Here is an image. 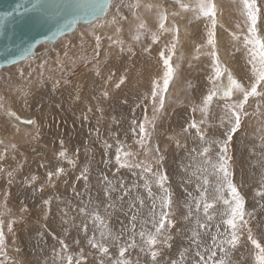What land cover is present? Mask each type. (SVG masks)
Here are the masks:
<instances>
[{
  "label": "rangeland",
  "instance_id": "1",
  "mask_svg": "<svg viewBox=\"0 0 264 264\" xmlns=\"http://www.w3.org/2000/svg\"><path fill=\"white\" fill-rule=\"evenodd\" d=\"M146 1L129 0L128 3V0H111L104 17L101 19H104L106 16L112 18L109 22L112 28V36L107 35L108 33L104 31L102 33L105 35H102L98 31L104 24L102 23L103 21L99 23V19L91 23V25L90 23L87 24L89 27L86 24L78 23L71 33L59 37L55 42L46 43L45 46L43 44L36 46L34 49L36 54L34 59H25L17 64L1 69L0 77H4H1V80L3 78L2 81L0 80V186L4 185L3 188L5 189L0 187V191L2 192V194L0 193V232L3 233V243L0 244V264H27V262L30 264V259L32 258L33 264H50L52 260H55V262H51V264H58L59 262V264H68V256L73 258V264H75L77 260L80 261V264H85L88 260V264H99V261L102 260L101 262H104L105 259L111 257H116L118 261L121 259H128L129 261L131 259L129 261L130 264H144L146 259L148 262L146 261L145 264H158V262L161 264H172L173 261L177 262L178 260L177 264H198V262L199 264H204V261H207V264H214V262L215 264H219L221 261H223L224 264H228L230 252L239 251L247 253L246 257H240V260L244 258L242 259L243 261L237 260L239 264H255L254 257L256 249L251 244V241L248 240V235L250 230L253 238L264 246V215L262 214H260V220L258 222L248 227L243 221L245 216L243 220H237L238 227L236 232L239 237V242L235 247L226 243L227 240L231 239V232L233 231L228 225L226 228L222 229L210 225L200 230V232L197 230L199 233L197 238L194 236L189 238L187 236L188 232L179 228L180 225L177 224L178 220L175 219V216L170 214V212L168 213V219L171 220L172 223L168 225L166 221L167 229L165 228L162 230L161 234L157 235L158 243L151 247H148L149 245L146 243L147 234H155V228L151 226L153 218L155 217L158 221L160 219V213L166 212V208H162L164 199H162L163 201L157 200L154 202L147 199L145 201L146 207L144 211L148 221H146V219H138L136 212L143 197L141 193L145 194V190L141 189L140 192L136 190V187L137 189H139L140 185L141 187L143 185V187H145V183L140 179L142 176L140 177L138 174V176H135V174L138 173L140 169L144 171L146 166L151 167V172L144 171L147 175L146 178H152L154 191H163V198H168L170 195L159 186L153 174V170L161 168L160 170L163 172L165 166L174 164L175 160L174 162L173 159L170 160L173 158V154L181 156L182 159H187L188 156L183 152H181L182 156L179 154V151L173 150L177 148L185 151L189 148L188 153L198 156L199 159L201 158V161L199 159L198 162L193 159L183 161H185L184 163L189 161L193 166L200 164L205 167L206 170L205 168L204 170L206 172L203 170V176L198 177V181H202L205 176L207 184L204 182H197V185L193 184L192 186L188 183L185 195L193 199L194 205L196 200L200 201L201 207H203L205 202L209 203L213 190L219 181V179L216 180V175L221 173L218 171V168L212 167L209 169V166L215 162V165H219L221 162L220 156L224 155L221 149L225 146L224 141L227 140L226 133L234 124V117L227 106L233 105L243 98L241 96L242 94L240 95V93H237L235 90L233 92L236 93H233V96L227 98L223 96L222 90L224 88L222 87L228 84L229 76L223 71H225L224 69L227 65L233 68L237 75V81L243 84L245 88H250V84L254 79L251 72L252 65L249 63L250 55L248 48L246 50L244 44L240 45L237 39L230 41L228 39L229 36L226 35L228 34L226 32L227 29L230 30L234 28L233 30L235 31H230L236 34L240 33L239 39L244 43V37L248 34L246 17L242 14L240 0H212L216 10L215 26L217 27L214 29L212 26V18L205 17L200 13L199 0H180V4L187 5V8H182L175 0ZM131 2L133 5L130 4ZM147 3H151L149 10L152 8L150 11L156 19L153 17L155 22L149 23V26H144V19L141 20L137 18L136 15L139 16L141 13V16H144L147 13ZM134 4L137 6L136 9ZM174 5H177V7ZM256 5L259 9L257 34L264 39V0H256ZM138 10L140 13H138ZM164 16L165 18L162 19ZM217 16L220 17L221 20H219L222 23L219 24V22H217L216 19L219 18ZM129 19H131L130 21L134 22V24H132L131 28L127 29L130 23L128 21ZM161 22H163V28L160 27ZM166 24H168L167 28L165 26ZM183 24L186 27V33L183 32ZM141 25H143V27H141ZM222 25L226 26L227 29ZM77 31H80V33L84 31L85 35H78L79 33ZM210 31L214 33V41L216 38L217 40L221 39L222 45H219V53L221 54L219 56L222 62L211 54L209 56L208 53L201 55L199 59H195L191 56L192 59L190 60L191 57L189 54H191V52L202 47L204 43L205 47L210 45L208 43ZM147 32L149 35L145 34ZM183 35L187 38L185 39ZM224 38L226 41H224ZM173 45L176 46L174 50H172ZM242 45L243 47L239 48ZM56 51L60 53V57ZM221 51L226 53H222ZM161 52L165 54V57L171 56L169 62L173 67L172 78L169 80L167 89L162 92V107H160L159 96H157L155 100L152 97L154 85H159L157 91L163 89V73L165 69L163 59L160 55ZM183 53L184 55H182ZM51 54L58 58L52 59V63L49 65V67L51 66L50 68L46 66L44 67L45 70L42 67H38V65H31L35 59L38 60V58H41L43 60L48 56H52ZM175 54L176 57H178V61L176 60ZM180 54L181 56H179ZM179 61L180 63L178 64ZM217 66H219L220 71H222L219 78L215 77ZM26 68L27 70H25ZM8 70L9 74H6ZM48 70H51V72L48 73ZM55 71L59 73V77ZM44 74H49V76L43 77L42 75ZM121 81L123 82L121 83ZM213 89L217 90V94L213 96L212 101L208 105H205L204 100ZM62 90H66L64 93L65 95H62ZM262 90H264V82L257 88L258 92ZM119 93L123 95V98H120L118 95L116 96V94ZM237 94L238 98L235 96ZM10 104H15L16 108L10 109L7 106ZM261 109L263 111H261ZM99 115L104 116L101 125H106L107 119L108 122H111V125L109 127L106 126L105 130L113 129L112 131H103L104 133H100L101 131H99V133L96 132V126L100 124L97 122V120H99ZM240 115V127L236 132L232 133L231 141L233 140L235 142L239 139L238 144H240V146L246 143V152L249 155L253 154L254 149H258L259 147L264 150V95L249 97ZM258 115H260L261 118ZM16 117L19 119L22 117L26 121L23 119L19 121ZM259 119L263 124L261 127L259 126ZM193 122L198 125L199 132H197L196 128L190 127ZM140 124H144L145 133L147 135L140 133ZM68 125L69 131L64 130L63 133L62 131L60 132L61 129H65V126L67 127ZM23 127L26 129L23 130ZM58 132L61 135L60 139L63 140L66 146H69L65 151L63 145L59 147V143L56 144L57 142L55 143V139L52 140V138H56L59 134ZM64 133L66 135L62 136ZM42 134L44 138H42ZM201 135L204 140L205 137L208 140L210 139L207 144L199 140L201 139ZM42 139H44L43 143L41 141ZM141 140H143V144ZM197 140H199L202 145H199L197 148L196 146H191V148L189 143ZM231 141L227 143L226 156L230 158L227 161V167L231 174L230 179L232 184L243 198L244 205L245 201L249 199L257 200V198L263 204L264 161H259L256 164L250 163L248 166V171L250 172L249 179H239L236 173V155L232 147L234 142H232L231 146ZM76 143L77 145L75 146ZM149 143L152 144L150 145ZM48 144L51 149L53 147L56 148V150H50V148L47 147ZM152 145L155 146L153 147ZM12 146H14V148ZM44 146L45 148L47 147L48 151L46 150L45 153L48 154L50 158L55 157L63 162L72 161L71 156L78 157V154H81L83 156H88V158L98 156L100 161L117 163V155H119L120 163L118 164L128 165L123 167V173H125V170L127 171L126 177L130 178L132 182L133 180L136 182H133L134 186L139 184L133 187V190L128 194L130 195L128 196V200L131 198L130 200L132 201V209L126 208L128 205L126 204L125 196L127 187L123 186L122 189V185L120 186L119 192L113 191L116 194L109 196L110 198L112 197L111 199H107L105 196H96L94 202L88 197L79 198L72 196L70 197L71 199H67V207L73 209V216L71 219H66L67 221L74 222L75 225L72 227L67 223L69 229L67 227L65 228V239L56 235L49 228L52 224H49L50 221L48 223L43 215L47 216L51 214L52 208H47L51 203L54 202L52 213L59 207H55V205H60V202L64 203L65 200H62L63 197L59 196L60 194L58 195V193L63 194V192L74 190L71 188V183H69L68 180L55 178L56 173H51V171L45 172L44 169V171H40L42 170L40 169V163L38 166L36 165V163H38L39 154L34 151L37 147ZM61 148L64 153L63 156L57 152ZM107 148L110 155L107 154V156L104 157V155L97 153L98 150ZM205 148H207L209 152L204 156L199 155ZM155 150L158 153H156ZM126 153H128V155H125ZM255 154L257 153L255 152ZM100 156L105 159L100 158ZM213 157L216 158L214 159ZM210 159H213V161H209ZM168 160H170L169 164ZM22 161L23 163H21ZM153 165L157 167L153 169ZM16 167L18 171L17 169L15 170ZM33 170H35V172ZM196 172H198V170H196ZM21 173H25L26 175ZM50 173L52 174L51 177L49 176ZM133 174L134 177L132 176ZM14 178L16 179L17 190H15L16 188L12 189L11 185ZM173 180L174 177L170 179L167 177V180L164 182V188L170 189L166 183L170 181L173 182ZM140 181H142L143 184H141ZM33 182L34 184H32ZM172 182H170V184ZM222 183L223 187L227 190L228 200L234 205L230 190L223 179L220 184ZM32 187L34 188L32 189ZM27 189L28 191H34H32V193L31 191L25 193ZM201 191L204 192L203 196L201 195ZM19 193L20 196L18 198ZM46 201L47 203H45ZM82 201L88 203L85 204ZM148 202L150 204H147ZM95 204L98 206L97 209H94ZM82 208L84 209V212H82L83 214L80 211ZM172 209L173 208H171V210ZM213 209L212 207L210 215L213 218L219 217V213H216ZM262 211H264L263 206H261L259 212L262 213ZM96 215H99L100 219L102 221L104 220L105 224H101L99 220H96ZM133 215L136 216L139 223L137 220L134 222L131 220ZM188 216L190 218L192 217V215ZM205 217L207 216L205 215ZM107 221H109V223ZM225 221L224 219L221 223ZM132 223H135L138 228L135 227V229H133ZM61 224L55 225L54 227L60 229L62 228ZM85 226L87 227L86 231ZM187 228L189 229V227ZM142 229L146 230L145 239L138 236V233ZM40 230L43 236H41ZM206 231H208L207 235ZM190 232L193 235V230ZM101 233H104L103 237L100 235ZM25 234L29 237L26 242L23 236ZM97 235H100V238H102L100 239ZM93 237L96 241L108 247V255L100 253L98 249H94L88 244V240ZM168 237H170V239H168ZM213 237L216 238L215 243H213ZM41 238L46 239V241L42 243ZM120 238H127L129 242L122 243V241L119 240ZM132 238H136V247L128 248L129 250L125 252V256L121 258L118 248L121 246L127 247V245L132 242ZM194 238L199 240V246H197L196 243H192V239ZM112 239H115L114 242H107ZM137 239H139V241ZM61 240L64 242V245H67V249L60 243ZM77 241H79V243H77ZM158 248H161V251ZM166 250L171 253H167L169 254V258L166 260L167 262H164L162 257ZM151 251L158 252L155 260L150 257ZM197 251L200 253V256L204 257V261H201L200 256L194 253ZM160 252L163 253V255H161ZM212 252H215L216 255L209 259ZM39 256L41 258H39ZM171 256H173V258ZM176 256L179 259L176 258ZM90 257L93 258L91 259ZM57 258H59V262ZM132 258H135V260ZM184 259L185 261H183ZM170 260H172V262ZM237 262L236 264H238Z\"/></svg>",
  "mask_w": 264,
  "mask_h": 264
},
{
  "label": "bare ground",
  "instance_id": "2",
  "mask_svg": "<svg viewBox=\"0 0 264 264\" xmlns=\"http://www.w3.org/2000/svg\"><path fill=\"white\" fill-rule=\"evenodd\" d=\"M117 1H119V0H117ZM134 1V0H133ZM136 1V0H135ZM141 1V0H140ZM146 1V0H145ZM148 1V0H147ZM146 1V2H147ZM173 1V0H172ZM176 1V0H175ZM187 1V0H186ZM200 1V0H199ZM198 1V2H199ZM217 1V0H216ZM215 1V2H216ZM127 2V1H126ZM144 2V1H143ZM154 2H157V1H154ZM169 2V1H168ZM183 2V1H182ZM181 2V3H182ZM194 2V1H193ZM259 2V1H258ZM258 2H257V4H258ZM116 3V2H115ZM128 3H129V0H128ZM139 3V2H138ZM185 3V2H184ZM197 3V2H196ZM216 3H218V2H216ZM215 3V4H216ZM241 3V2H240ZM130 4H132V2L130 3ZM143 4H145V3H143ZM148 4V3H147ZM151 4V3H150ZM150 4H148L147 5V7H148V9H147V13L143 16H141V13L139 12V10H138V13H140V15L139 16H137L136 14V17L137 18H140L141 20H143L144 19V21H145V25L144 26H149V23H151V22H155V20H153V17L155 18V16L153 15V13H151V9L149 10V8H150ZM161 4V3H160ZM171 4V3H170ZM191 4H193V3H191ZM219 4H220V2H219ZM259 4H261V3H259ZM133 5V4H132ZM135 6V9H136V4H134ZM168 5H169V3H168ZM197 5V4H196ZM195 5V6H196ZM131 6V5H130ZM174 6H176L177 7V5H174ZM216 6H217V4H216ZM220 6H221V4H220ZM141 7V6H140ZM146 7V6H145ZM188 7H190V6H188ZM198 7V6H197ZM222 7V6H221ZM142 8V7H141ZM158 8V7H157ZM162 8V7H161ZM168 8V7H167ZM220 8V7H219ZM238 8V7H237ZM160 9V8H159ZM216 9H217V7H216ZM154 10V9H153ZM161 10V9H160ZM240 10V9H239ZM263 10V9H262ZM133 11L135 12V10L133 9ZM143 11V10H142ZM141 11V12H142ZM163 11V10H162ZM169 11V10H168ZM216 11V10H215ZM220 11V10H219ZM218 11V12H219ZM157 12V11H156ZM177 12V11H176ZM221 12V11H220ZM133 13V12H132ZM137 13V12H136ZM165 13V12H164ZM159 14H161V13H159ZM158 14V15H159ZM168 14V13H167ZM171 14V13H170ZM219 14V13H218ZM169 15V14H168ZM168 15H167V17H168ZM172 15V14H171ZM220 15V14H219ZM222 16V15H221ZM238 16H239V14H238ZM165 17V16H164ZM217 17H219V16H217ZM160 18V17H159ZM173 18V17H172ZM156 19V18H155ZM220 17L218 18V19H216L217 20V22H219V24L220 23H222V22H220ZM98 20V19H97ZM97 20H95V21H93V22H90V25H91V23H94V22H96ZM112 20V18L111 17H105L104 19H99V23H101L102 21V23H104L103 24V26H102V28H100V29H98V31L102 34V35H105L104 33H102L103 31L104 32H106V33H108L107 35H110V36H112V32H111V30H112V28H111V26H110V21ZM131 19H129L128 21L130 22L129 23V27H127V29L128 28H131L132 27V24H134V22H131L130 21ZM173 20H174V18H173ZM167 21V20H166ZM224 21V20H223ZM174 22H175V20H174ZM225 22V21H224ZM223 22V23H224ZM239 22H241V21H239ZM161 23H163V22H161ZM87 24H89V23H87ZM86 24V25H87ZM155 24V23H154ZM154 24H153V26H154ZM171 24V23H170ZM179 24H182V23H179ZM218 24V25H219ZM99 25V24H98ZM97 25V26H98ZM105 25V26H104ZM167 25L168 24H166L165 26H166V28H167ZM224 25V24H223ZM222 25V26H223ZM229 25V24H228ZM239 25H240V23H239ZM88 26V25H87ZM100 26V25H99ZM153 26H152V28H153ZM156 26V25H155ZM89 27V26H88ZM134 27H135V25H134ZM180 27V26H179ZM215 27H217V26H215ZM224 28H226V26H223ZM104 28V29H103ZM160 28V27H159ZM182 28H183V32H185V25L183 24L182 25ZM227 29V28H226ZM225 29V30H226ZM234 29V28H233ZM233 29H230V30H232V31H235V30H233ZM236 29V28H235ZM238 29V28H237ZM145 30V29H144ZM147 30V29H146ZM224 30V29H223ZM230 30H228L227 29V33L228 34H226V35H228L229 37H228V39L230 40V41H234V40H239V42H240V45L241 44H244L243 43V41L241 40V39H239V32H237V33H239V34H236V33H234V32H232V31H230ZM124 31V30H123ZM149 31V30H148ZM154 31V30H153ZM181 31H182V29H181ZM240 31V30H239ZM79 34L78 35H85V32L83 31H81V33H80V31H77ZM118 32V31H117ZM145 32V31H144ZM193 32V31H192ZM71 33V32H70ZM119 33V32H118ZM151 33V32H150ZM182 33V32H181ZM186 33V32H185ZM145 34H147V35H149L148 34V32L147 33H145ZM164 34V33H163ZM179 34V33H178ZM152 35V34H151ZM76 36V35H75ZM184 37H185V35H183ZM202 37V36H201ZM238 37V38H237ZM178 38V37H177ZM187 37H185V39H186ZM219 38V37H218ZM176 39V38H175ZM183 39V38H182ZM201 40H203L202 38H200ZM220 39V38H219ZM223 39V38H222ZM178 40V39H177ZM181 40V39H180ZM221 40V39H220ZM220 40H217V38L215 39V43L216 44H214V46L212 45V44H210V45H206L207 47H205L204 46V44H203V46L202 47H200L199 49L197 48V49H195L193 52H191V54H189L190 55V57L191 56H193V58H195V59H199L200 58V56L201 55H203V54H205V53H208V55L210 56V54L211 55H213V56H215V57H217V59H219V61H221L222 62V60H220L221 58H220V54L221 53H219V49H220V47H219V45H222V43H221V41ZM182 41V40H181ZM224 41H226L225 40V38H224ZM144 42V41H143ZM46 43L47 42H43V43H41V44H43L44 46L46 45ZM179 43H180V41H179ZM229 44V43H228ZM239 44V43H238ZM40 45V44H39ZM177 45V44H176ZM226 45V44H225ZM224 45V46H225ZM178 46V45H177ZM200 46V45H199ZM223 46V47H224ZM230 46V45H229ZM245 46V45H244ZM153 47V46H152ZM154 47H155V45H154ZM176 47V46H175ZM179 47V46H178ZM239 47V46H238ZM241 47H243V45L242 46H240L239 48H241ZM180 49V48H179ZM183 50H185V49H183ZM198 50V51H197ZM225 50V49H224ZM246 50H247V47H246ZM246 50H244V51H246ZM59 51V50H58ZM228 51V50H227ZM49 52V51H48ZM57 52V51H56ZM60 52V51H59ZM59 52H57L58 53V56L60 55V53ZM178 53H180L179 51H177ZM183 52V51H182ZM185 52V51H184ZM222 52V51H221ZM56 53V54H57ZM158 53V52H157ZM222 53H226V52H222ZM36 55V54H35ZM52 55V54H51ZM55 55V54H54ZM182 55H184V53L182 54ZM223 55H225V54H223ZM222 55V56H223ZM229 55V54H228ZM179 56H181V54L179 55ZM209 56H208V58H209ZM230 56H232V55H230ZM56 56H48V57H46V58H44L43 60L41 59H39L38 58V60H36L35 59V61H33V63L31 64V65H33V66H36V65H38V67H42V68H44V67H46V66H48L49 67V65L52 63V59L54 58V59H57L58 57H56ZM60 57V56H59ZM175 57H176V54H175ZM35 57H33V59H34ZM37 58V57H36ZM177 58L178 57H176V60H177ZM206 58H207V56H206ZM226 58V57H225ZM27 59H29V58H27ZM26 59V60H27ZM32 59V58H31ZM175 59V58H174ZM192 59V57L190 58V60ZM210 59V58H209ZM240 59V58H239ZM180 60H181V58H180ZM227 60V59H226ZM178 61V60H177ZM224 61V60H223ZM231 61V60H230ZM227 62V61H226ZM180 63V61L178 62V64ZM219 63V62H218ZM224 63V62H223ZM237 63V62H236ZM236 63H233L234 65H237ZM17 64V63H16ZM225 64V63H224ZM228 64V63H227ZM181 65V64H180ZM11 66V65H10ZM219 66H220V64H219ZM9 67V66H8ZM51 67V66H50ZM49 67V68H50ZM222 67H223V64H222ZM226 68L224 69L225 71H223L225 74H230L231 76H232V78L233 79H235L236 81H237V75H236V72L233 70V68H231L229 65H227V66H225ZM235 67V66H234ZM45 69V68H44ZM5 70V69H4ZM4 70H3V72H4ZM22 70V69H21ZM25 70H27V68L25 69ZM24 70V71H25ZM29 70V69H28ZM42 70V69H41ZM46 70V69H45ZM6 71V70H5ZM0 72H1V70H0ZM51 72V70H48V73H50ZM222 72V71H221ZM5 73V72H4ZM29 73V72H28ZM47 73V72H46ZM55 73L57 74V76L59 77V73L57 72V71H55ZM6 74H9V70H8V73H6ZM2 75V74H1ZM5 75V74H4ZM10 76V75H9ZM43 77H47V76H49V74L48 75H42ZM1 77H4V76H1ZM1 77H0V80H1ZM6 77V76H5ZM216 77V76H215ZM227 78V77H226ZM6 79V78H5ZM64 79V78H63ZM2 80H3V78H2ZM1 80V81H2ZM7 80V79H6ZM5 81V80H4ZM222 84V83H221ZM224 84V83H223ZM225 86V85H224ZM222 88H224V87H222ZM65 91L66 90H62V95H65L64 93H65ZM221 91V90H220ZM234 91V90H233ZM219 92V91H218ZM68 93H70V92H68ZM67 93V94H68ZM233 93H236V92H233ZM238 93V92H237ZM119 96L120 98H123V95L121 94V93H119V94H116V96ZM241 95V94H240ZM233 96V95H232ZM236 97L238 96V94L237 95H235ZM242 96V95H241ZM220 98H222V97H220ZM238 98V97H237ZM62 99V98H61ZM106 104V103H105ZM112 104H114V103H112ZM12 107H11V106ZM10 105H7L10 109L11 108H16V105L15 104H10ZM104 106V105H103ZM106 106V105H105ZM3 108V107H2ZM116 109V108H115ZM176 110V109H175ZM174 110V111H175ZM4 111V110H3ZM7 111V110H6ZM5 111V112H6ZM12 111V110H11ZM14 111V110H13ZM261 111H263L262 109H261ZM15 112V111H14ZM160 112V111H159ZM158 112V113H159ZM177 112V111H176ZM9 113V112H8ZM7 113V114H8ZM31 114V113H30ZM10 115V114H9ZM18 115V114H17ZM160 115H161V113H160ZM12 116V115H11ZM258 116H260V115H258ZM13 117V116H12ZM18 117V116H17ZM16 117V118H17ZM26 117V116H25ZM113 117V116H112ZM15 118V119H16ZM171 118V117H170ZM259 118V117H258ZM258 118H256V119H258ZM260 118H261V116H260ZM12 119V118H11ZM20 119H23L22 117L20 118ZM19 118H17V120H19V121H22V120H20ZM156 119V118H155ZM158 119H159V117H158ZM23 120H25V119H23ZM103 120H104V116H102V115H99V120H97V122H99L100 124L99 125H97L96 126V132L97 133H99V131H101L100 133H104L103 131H106V132H109V131H112L113 129H111V130H105V128H106V126H110L111 125V122H108V119L106 120V125H101L102 123H103ZM173 120V119H172ZM263 120V119H262ZM26 121V120H25ZM259 121H260V119H259ZM15 122V121H14ZM158 122H159V120H158ZM157 122V123H158ZM260 124H259V126L261 127V125H263L262 123H261V121L259 122ZM34 124V123H33ZM23 125V124H22ZM37 125V124H36ZM70 125V124H69ZM69 125L66 127L65 126V129L63 128V129H61L60 130V132L62 131V133L64 132V130H67V131H69ZM256 125V124H255ZM258 125V124H257ZM34 126V125H33ZM264 126V125H263ZM117 127V126H116ZM153 127V126H152ZM180 127V126H179ZM37 128V127H36ZM113 128V127H112ZM24 129H26V128H24L23 127V130ZM35 129V128H34ZM156 129V128H155ZM24 132V131H23ZM55 132V131H54ZM154 132V131H153ZM59 133V132H58ZM190 133V132H189ZM44 134V133H43ZM41 135L42 136V138H44V135ZM64 135H66L65 133L62 135V136H64ZM210 135V134H209ZM26 136V135H25ZM60 137H61V135H60V133L56 136V138H52V140H54L55 139V143L56 144H58L59 143V147H62V145H63V148H64V151H65V149H67L69 146H66L65 145V143L63 142V140H61L60 139ZM67 137V136H66ZM154 137H157V136H154ZM208 137V136H207ZM26 138V137H25ZM64 138V137H63ZM192 138V137H191ZM7 139V138H6ZM157 139V138H156ZM30 140V139H29ZM187 140V139H186ZM202 143H204V144H207L208 143V141L210 140H208L206 137H205V140L204 139H199ZM199 140H197V141H189L188 143H189V145H190V147L191 146H196V148L199 146V145H202V143L199 141ZM238 140L239 139H237L235 142L232 140L231 141V146H232V142H234V144H233V149H234V151H235V155H236V173H237V177L240 179V178H243L244 180H247V179H249V177H250V172L248 171V166L250 165V163H252V164H256L257 162H259V161H264V150H263V148H261V147H259L258 149H254V153L253 154H251V155H249L247 152H246V147H247V144L245 143V145H244V143H243V146L241 145L240 146V144H238L239 142H238ZM2 141V140H1ZM11 141V140H10ZM33 141H35V140H33ZM42 141V143H43V141H44V139H42L41 140ZM72 141V140H71ZM74 141V140H73ZM151 141V140H150ZM153 141V140H152ZM4 142H6V141H4ZM61 142H62V144H61ZM75 142V141H74ZM148 142V141H147ZM8 143V142H7ZM145 143V142H144ZM152 143H154V142H152ZM152 143H149L150 145L152 144ZM187 143V144H188ZM51 144H52V142H51ZM70 144V143H69ZM11 145V144H10ZM13 145H15V144H13ZM44 145H46V144H44ZM77 145V143L75 144V146ZM146 145V144H145ZM74 146V147H75ZM143 146V145H142ZM146 146H148V145H146ZM153 146V145H152ZM155 146V145H154ZM153 146V147H154ZM159 146V145H158ZM158 146H156V147H158ZM185 146V145H184ZM213 146V145H212ZM13 148H14V146H12ZM16 147V146H15ZM47 147H49V144L47 145ZM47 147L45 148V146L44 147H37V149L34 151L35 153H38L39 155H38V163H36V165L38 166V164L40 163V169H42V170H40V171H44L45 170V172L46 171H51V173H56V175H55V178H62V179H66V180H68V182L69 183H71V188H73V190L74 191H69V192H63V194H61V193H58V195L59 196H61V197H63L62 198V200H65L64 201V203H62V202H60V205H55V207H57V206H59V207H57L56 208V210L52 213V211H53V208H54V202L53 203H51L47 208H52L51 209V214H49V215H47V216H45V215H43V217H44V219L49 223V221H50V223L49 224H52V226L50 227L49 226V228H50V230L52 231V232H54L56 235H58V236H60L62 239L64 238L65 239V237H64V231H65V228L67 227V223H68V225L69 226H74L75 225V223L74 222H71V221H67V219L66 218H68V219H71V217L73 216L72 215V213H73V209H71V207H67L68 205H67V199H71L70 197H72V196H76V197H79V198H85V197H88L89 199H91L92 201H94L95 202V200H96V196H105V198H110L109 196L111 195L112 196V194H116V193H114V192H119L120 191V186L122 185V189H123V186H125V187H127L126 188V192H127V195H125L126 196V204H128L127 206H126V208H129V209H132V201L129 199L128 200V196H130V195H128V194H130L129 192L131 191V190H133V187H135V186H137V185H139V184H137V185H135L134 186V183H136V182H134V180H133V182L130 180V178H127L126 176V174H127V171L125 170V173H123V167L121 166V164H118V163H113V162H109V161H107V162H104V161H100V159H99V157L98 156H94L93 158H88V156H83V155H81V154H78V157H76V156H71V158H72V161H66V162H63V161H59L58 159H56L55 157L54 158H50L49 157V155L48 154H46L45 153V151L47 150L48 151V149H47ZM217 147V146H216ZM50 148V147H49ZM159 148V147H158ZM173 148V147H172ZM192 148V147H191ZM53 149H55L56 150V148H53L52 147V149L50 148V150H53ZM76 149H78V148H76ZM141 149V148H140ZM146 149H148V148H146ZM156 149V148H155ZM161 149V148H160ZM194 149V148H193ZM215 149V148H214ZM185 150V149H184ZM192 150V149H191ZM196 150V149H195ZM199 150V149H198ZM147 151V150H146ZM159 151V150H158ZM173 151H179L180 153L179 154H181V152H183L184 154H186L187 156H188V160H190V159H193L194 161H196V162H198V159H199V157L198 156H196V155H190L191 153H188L189 152V148H187L185 151H183V150H179V149H174ZM58 153H61L62 152V148L61 149H59L58 151H57ZM155 152L156 153H158L156 150H155ZM208 152H209V150H208ZM255 152L257 153V154H255ZM97 153H99V154H102V155H104V157L105 156H107V154L108 155H110V152H108V148L107 149H100V150H98L97 151ZM144 153H146V152H144ZM197 153V152H196ZM173 154V153H172ZM149 155V154H148ZM182 155V154H181ZM185 155V156H186ZM200 155V154H199ZM36 156H37V154H36ZM153 156V155H152ZM158 156H159V154H158ZM183 156V155H182ZM208 156V155H207ZM217 156V155H216ZM104 157H102V156H100V158H104ZM160 157V156H159ZM210 157V156H209ZM139 158V157H138ZM155 158H156V156H155ZM206 158V157H205ZM211 158V157H210ZM214 158V157H213ZM216 158V157H215ZM214 158V159H215ZM105 159V158H104ZM137 159V158H136ZM173 159V162H174V160H175V162H174V164H170L169 166H165V168L163 169V172H162V170H160V169H157V170H155L154 168L155 167H157V166H155L154 167V165H153V174L155 175V177H156V179H157V177L159 176V175H164V176H166V177H169V179L170 178H172V177H174V180H173V182L172 181H170V182H172L171 184H170V182L169 183H166V185L170 188V189H168V192H167V194H169L170 196L168 197V198H170V200H171V204H170V206L168 207V208H166V212H167V210H168V212L167 213H169L170 212V214H172L173 216H175L174 218L175 219H177L178 220V223L177 224H179L178 226H179V228H181L182 230H184L185 232H188V237L189 238H192L193 237V235L191 234V230H193V231H196L197 232V230L200 232V230H203V229H205V228H199L198 227V224H197V221H199L200 223H202V224H205L206 225V227H209L210 225H212V226H216V227H218L219 229H222V228H226V226H227V224L225 223V222H223V223H221L224 219L225 220H227V219H229L230 218V210H229V205H226L225 203H224V200H228V197H227V190L223 187V183L222 184H220V182L222 181V177H223V174H221V173H218L217 175H216V180H218L219 179V181H218V183H217V185L215 186V188H214V190H213V194H212V197L210 198V201H209V203H212L213 204V210H215V212L216 213H219V217H216V218H212L211 220H208V218L207 217H205V214H204V211H203V207H201L200 208V210H199V212H196V210H195V205H194V203H193V199L192 198H190V197H188L187 195H185V191H186V189H187V185H188V183H190L192 186H193V184H196L197 185V182L198 183H203L204 182V180H205V176L203 177V179H202V181H198V177H200V176H203L202 175V172H203V170H204V168L205 167H203L202 165H200V164H196L195 166H193L192 165V163H190L189 161L188 162H186V163H184L187 159H182V157L181 156H176V155H174L173 154V158H171L170 160H172ZM218 159H219V157H218ZM170 160H168V164H169V161ZM183 160H185V161H183ZM200 161H201V158L199 159ZM199 161V162H200ZM209 161H213V159H210ZM208 162V161H207ZM20 163V162H19ZM21 163H23V161L21 162ZM25 163V162H24ZM161 163V162H160ZM202 163V162H201ZM15 164V163H14ZM13 164V165H14ZM158 164V163H157ZM216 164V162L215 163H213V164H210V166H209V169H211L212 167H213V165H215ZM156 165V164H155ZM161 165H162V163H161ZM205 165V164H204ZM159 166V165H158ZM164 166V165H163ZM14 167V166H13ZM160 167V166H159ZM25 168V167H24ZM29 168V167H28ZM39 168V167H38ZM17 169V171H18V168L16 167L15 168V170ZM27 169V168H26ZM31 169V168H30ZM29 169V170H30ZM44 169V170H43ZM60 169H62L63 171H61V172H58V170H60ZM208 169V170H209ZM28 170V171H29ZM158 170H160V171H158ZM196 170H198V172H196ZM205 170H206V168H205ZM204 170V171H205ZM13 171V170H12ZM17 171H15V172H17ZM21 171H23V170H21ZM34 172H35V170H33ZM129 171V170H128ZM9 172H10V170H9ZM36 172H39V171H36ZM206 172V171H205ZM32 173V172H31ZM134 173H136V172H134ZM13 174V173H12ZM19 174V173H18ZM21 174H24V175H26L25 173H21ZM34 174V173H33ZM141 177H139L144 183H145V187H141V185L139 186V189H137V187H136V190H139L140 192H141V189H144L145 190V194H142L141 193V195L143 196L142 197V201H143V205L141 206V204H139V207L137 208V212H136V215H137V217H138V219H143V220H145L146 219V221H148L147 220V217H145V201L147 200V199H149V200H152L153 202L154 201H157V200H162V199H165V198H163L164 197V193H163V191H154V186H153V183H152V178L151 177H149V179H147L146 178V174H145V172L142 170V169H140L139 171H138V173H136L135 174V176H138V175ZM10 175V174H9ZM35 175H36V173H35ZM30 176H31V174H30ZM32 176H34V175H32ZM39 176H40V174H39ZM128 176H129V174H128ZM133 177H134V174L132 175ZM28 177V176H27ZM42 177V176H41ZM31 178H33V177H31ZM34 179V178H33ZM40 179V178H39ZM139 179V180H140ZM201 179V178H200ZM18 181V180H17ZM135 181H136V179H135ZM142 181H140V183L141 184H143L142 183ZM11 182V181H10ZM29 182V181H28ZM37 182V181H36ZM12 184V189H14V188H16L17 187V184H16V179L14 178L13 179V182H11ZM20 183V182H19ZM30 183V182H29ZM28 184V183H27ZM32 184H34V182L32 183ZM147 185V186H146ZM4 186V185H3ZM3 186L1 185L0 187L1 188H3ZM29 187V186H28ZM27 187V188H28ZM166 187V186H165ZM22 188V187H21ZM20 188V189H21ZM30 188V187H29ZM34 187H32V189H33ZM37 188V187H36ZM62 188H64V187H62ZM151 189V193H152V195L151 196H149V191H148V189ZM3 189H5V188H3ZM15 190H17V188L15 189ZM19 190V189H18ZM36 190V189H35ZM5 191V190H4ZM13 191V190H12ZM31 191V190H30ZM30 191H28V189H27V191L25 192V193H29ZM32 191H34V190H32ZM32 191H31V193H32ZM114 191V192H113ZM172 191V192H171ZM8 192V191H7ZM6 192V193H7ZM0 193L2 194V192L0 191ZM3 193H5V192H3ZM13 193V192H12ZM38 193V192H37ZM202 193H204L203 191H201V194ZM9 194H10V192H9ZM8 194V195H9ZM57 194V193H56ZM134 194V193H133ZM166 194V195H167ZM13 196V195H12ZM19 196H20V193H19V195H18V198H19ZM46 196V195H45ZM119 196H120V194H119ZM122 196H123V194H122ZM14 198V197H13ZM112 198V197H111ZM110 198V199H111ZM116 198V197H115ZM31 199V198H30ZM48 199V198H47ZM98 199V198H97ZM121 199V198H120ZM123 199V198H122ZM27 200V199H26ZM17 201V200H16ZM18 201H19V199H18ZM17 201V202H18ZM81 201V200H80ZM87 201V200H86ZM113 201H114V199H113ZM163 201V200H162ZM83 202V201H82ZM81 202V203H82ZM28 203H29V201H28ZM27 203V204H28ZM83 203H85V202H83ZM86 203H88V202H86ZM85 203V204H86ZM120 203V202H119ZM26 204V203H25ZM147 204H150L149 202L147 203ZM157 204V203H156ZM31 205H33V204H31ZM77 206V205H76ZM122 206H123V200H122ZM161 206V205H160ZM261 206H263L264 207V203L262 204L261 203V201H259L258 200V198H257V200H247V201H245V205H244V216H245V219L243 220L244 222H246L245 224L247 225V227L249 226V225H254L256 222H258L259 220H260V214H262V215H264V211H262V213H260L259 211H260V209H261ZM159 207V206H158ZM190 207H191V209H192V212H193V214H192V217L190 218L188 215H189V209H190ZM98 208V206L95 204L94 205V209H97ZM134 208V207H133ZM163 208V207H162ZM171 208H173L172 210H171ZM156 209V208H155ZM212 208H210L209 210H208V215H210V210H211ZM159 210H161V209H159ZM40 211V210H39ZM44 211V210H43ZM42 211V212H43ZM149 211V210H148ZM164 211V210H163ZM47 212V211H46ZM179 212V213H178ZM82 213V212H81ZM149 213H150V211H149ZM153 213V212H152ZM78 214V213H77ZM83 214V213H82ZM221 214H222V216H221ZM80 215V214H79ZM157 215V214H156ZM86 217V216H85ZM76 218V217H75ZM244 218V217H243ZM31 219V218H30ZM73 219V218H72ZM82 219V218H81ZM85 219V218H84ZM105 219H106V217H105ZM172 219V218H171ZM174 219V220H175ZM34 220V219H33ZM90 220V219H89ZM93 220V219H92ZM137 220V219H136ZM176 220V221H177ZM130 221V220H129ZM141 221V220H140ZM92 222V221H91ZM108 223H109V221H107ZM137 222H138V220H137ZM143 222V221H142ZM145 222V221H144ZM40 223V222H39ZM62 223V224H61ZM131 223V222H130ZM129 223V224H130ZM139 223V222H138ZM141 223V222H140ZM35 224V223H34ZM60 225L61 224V226H62V228H60V229H57L56 227H54L55 225ZM102 224V223H101ZM103 224H105V222H104V220H103ZM142 224V223H141ZM96 225V224H95ZM109 225V224H108ZM100 226V225H99ZM106 226V225H105ZM151 226H153V225H151ZM95 227V226H94ZM93 227V228H94ZM97 227V226H96ZM102 227V226H101ZM187 227H189V229L187 228ZM68 228V227H67ZM136 228H138V227H136ZM166 228V227H165ZM217 228V229H218ZM69 229V228H68ZM90 229V228H89ZM167 229V228H166ZM92 230V229H91ZM95 230V229H94ZM143 230V229H142ZM141 230V231H142ZM215 230V229H214ZM32 231V230H31ZM144 232H146V230H143ZM166 231V230H165ZM236 231H237V229H236ZM39 232V231H38ZM40 232H41V230H40ZM66 232V231H65ZM203 232V231H202ZM207 232L208 231H206V235H207ZM72 233V232H71ZM94 233V232H93ZM99 233V232H98ZM41 234V236H43V234H42V232L40 233ZM88 234V233H87ZM134 234V233H133ZM139 234V233H138ZM93 235V234H92ZM101 235V234H100ZM100 235H97V237L99 236V238H100ZM201 235H203V234H201ZM24 236V241L26 242L27 241V239L29 238L28 237V235L27 234H25V235H23ZM46 236V235H45ZM66 236V235H65ZM135 236V235H134ZM138 236H140V235H138ZM176 236V235H175ZM49 237V236H48ZM136 237V236H135ZM75 238V237H74ZM102 238V237H101ZM100 238V239H101ZM141 238V237H140ZM139 238V239H140ZM158 238V237H157ZM197 238V237H196ZM139 239H137L138 241H139ZM145 239V238H144ZM163 239V238H162ZM195 239V238H194ZM194 239H192V240H194ZM14 240V239H13ZM31 240H33V239H31ZM41 240H42V243L43 242H45L46 241V239H44V238H41ZM40 240V241H41ZM115 240V239H114ZM114 240L112 239V240H108L107 242H114ZM119 240H121L122 241V243L124 242V243H126V242H129V239L127 240V238L126 239H124V238H120ZM143 240V239H142ZM23 241V240H22ZM34 241V240H33ZM74 241V240H73ZM135 241H136V238H135ZM164 241V240H163ZM205 241V240H204ZM71 242H72V240H71ZM160 242V241H159ZM39 243V242H38ZM101 243V242H100ZM115 243H116V241H115ZM181 243V242H180ZM193 243V242H192ZM191 243V244H192ZM40 244V243H39ZM47 244V243H46ZM118 244V243H117ZM142 244V243H141ZM194 244V243H193ZM202 244V243H201ZM204 244V243H203ZM32 245V244H31ZM35 245V244H34ZM45 245V244H44ZM55 245V244H54ZM86 245H87V243H86ZM112 245V244H111ZM126 245V244H125ZM138 245V244H137ZM167 245V244H166ZM176 245H178V244H176ZM206 245V244H205ZM56 246V245H55ZM88 246V245H87ZM143 246H144V244H143ZM161 246V245H160ZM41 247V246H40ZM122 247V246H121ZM148 247H150V246H148ZM159 247V246H158ZM164 247V246H163ZM175 247H177V246H175ZM37 248H39V247H37ZM51 248V247H50ZM54 248H56V247H54ZM173 248V247H172ZM206 248V247H205ZM119 249V248H118ZM151 249V248H150ZM158 249H160V251H161V248H158ZM203 249V248H202ZM38 250V249H37ZM48 250V249H47ZM129 250V249H128ZM142 250H143V248H142ZM152 250V249H151ZM175 250V249H174ZM197 250H198V248H197ZM204 250V249H203ZM29 251V250H28ZM87 251H88V249H87ZM86 251V252H87ZM118 251V250H117ZM82 252H84V251H82ZM94 252V251H93ZM113 252V251H112ZM177 252V251H176ZM183 252V251H182ZM193 252V251H192ZM198 252V251H197ZM197 252H194V253H197ZM161 253V252H160ZM159 253V254H160ZM167 253H171V252H169V251H165L164 252V255H163V253H161V255H163V259L162 260H164V262H167L166 260L169 258V254H167ZM38 254V253H37ZM47 254V253H46ZM45 254V255H46ZM88 254H89V252H88ZM117 254V253H116ZM130 254V253H129ZM136 254V253H135ZM177 254V253H176ZM186 254V253H185ZM191 254V253H190ZM190 254H188V255H190ZM22 255V254H21ZM85 255V254H84ZM91 255V254H90ZM108 255V254H107ZM113 255V254H112ZM149 255V254H148ZM193 255V254H192ZM251 255V254H250ZM109 256H110V254H109ZM144 256V255H143ZM178 256V255H177ZM176 256V258H178ZM179 256H181V255H179ZM191 256V255H190ZM247 256V253H245V252H242V251H239V252H230V254H229V262H228V264H236V262H237V260L239 261L240 260V257H246ZM48 257V256H47ZM58 257V256H57ZM151 257V256H150ZM172 258H173V256H171ZM186 257V256H185ZM39 258H41L40 256H39ZM91 259L93 258V257H90ZM97 258H98V256H97ZM112 258V257H111ZM111 258H107V259H105V260H109V259H111ZM116 258V257H115ZM161 258V257H160ZM184 258V257H183ZM193 258V257H192ZM196 258V257H195ZM29 259V258H28ZM33 259V258H32ZM32 259H30V264H33V260ZM56 259V258H55ZM58 259V262H59V258H57ZM66 259V258H65ZM88 259V258H87ZM86 259V260H87ZM90 259V260H91ZM95 259V258H94ZM132 259H134L135 260V258H132ZM179 259V258H178ZM198 259V258H197ZM242 259H244V258H242ZM240 260V261H243V260ZM26 260V259H25ZM41 260V259H40ZM97 260H99V259H97ZM128 260V259H127ZM131 260V259H130ZM129 260V261H130ZM145 260V259H144ZM143 260V261H144ZM161 260V259H160ZM159 260V261H160ZM47 261V260H46ZM93 261V260H92ZM102 261V260H101ZM101 261H99V264H101L100 262ZM118 261V260H117ZM146 261H147V259H146ZM145 261V262H146ZM171 262H172V260H170ZM179 261V260H178ZM177 261V262H178ZM182 261V260H181ZM183 261H185V259L183 260ZM211 261V260H210ZM26 262V261H25ZM41 262H43V261H41ZM51 262H55V260L53 261H50V264H51ZM88 262H89V260H88ZM88 262L87 263H85V264H88ZM98 262V261H97ZM145 262H144V264H145ZM148 262V261H147ZM156 262H158V261H156ZM161 262V261H160ZM37 263V262H36ZM60 263V262H59ZM58 263V264H59ZM94 263V262H93ZM152 263V262H151ZM163 263V262H162ZM169 263V262H168ZM238 263V262H237ZM27 264H28V262H27ZM83 264V263H82ZM92 264V263H91ZM148 264V263H147ZM158 264H161V263H159L158 262ZM164 264V263H163ZM170 264V263H169ZM186 264H188V263H186ZM224 264V263H223ZM227 264V263H226ZM239 264V263H238ZM243 264V263H242ZM246 264H248V263H246Z\"/></svg>",
  "mask_w": 264,
  "mask_h": 264
},
{
  "label": "snow or ice",
  "instance_id": "3",
  "mask_svg": "<svg viewBox=\"0 0 264 264\" xmlns=\"http://www.w3.org/2000/svg\"><path fill=\"white\" fill-rule=\"evenodd\" d=\"M241 5H242V14L246 17V24H247V32L248 34L245 35L244 37V45L245 47L248 48V52L250 55V60L249 63L252 65L251 72H252V77L254 78L253 81L250 84V88H245L243 84L240 82L236 81L235 79L232 78V76L229 74L228 76V84L224 87L222 90V94L224 97H231L233 94V90L236 92L242 94V99L239 100L237 103L233 105H228L227 107L231 111L232 116L234 117V124L231 127V129L226 133L227 135V140L224 141V147L221 149L222 153L224 155L220 156V163L219 165H213L214 168H218V171L223 174V181L226 183L228 189L230 190V194L232 197V200L234 201V205L229 201V200H224V203L226 205H229V210H230V218L225 221V223L233 230L231 232V239L227 240L226 243L231 244L233 247L236 246V244L239 242V237L237 236L236 229L238 227L237 225V220H243L244 217V200L240 196L239 192L237 191L236 187L232 184L231 179H230V172L227 167V161L230 159L229 157L226 156L227 153V143L231 141L232 139V133L236 132V130L240 127L241 123V112L244 109L245 104L247 103L249 97H257L264 95V90L258 92L257 88L258 86L262 85V82H264V39H262L258 34H257V22L259 19V9L257 8L256 5V0H240ZM176 3L180 4V0H176ZM182 8H187V5L180 4ZM199 10L200 13L205 16V17H210L212 18V26L213 29L215 28L216 21H215V5L212 3V0H200L199 2ZM165 17H162L164 19ZM143 27V25H141ZM161 28H163V23L160 25ZM238 38V37H237ZM98 39V38H97ZM209 44H215L214 41V33L209 32V39H208ZM250 46V47H249ZM175 45L172 46V50H174ZM161 58L163 59L164 63V73H163V89L160 91H157V88H159V85H154L153 91H152V97L155 100L157 96L160 98V107L163 106V95L162 92L165 91L168 87L169 80L172 78L173 75V67L170 64L171 56L165 57V54L161 52ZM221 71L219 66L216 68V77L219 78L221 76ZM123 81H121L122 83ZM119 86V85H117ZM217 94V90L213 89L210 91L209 95L205 98L204 104L208 105L211 101L213 96ZM135 123V122H133ZM190 127L196 128L197 132H199L198 125L193 122ZM139 130L141 134L147 135L145 133V127L144 124L139 125ZM201 139H203V136L201 135ZM141 143L143 144V140H141ZM208 152V149L205 148L203 152L200 153L201 156L206 155ZM61 156L64 155L63 152L60 153ZM125 155H128L126 153ZM117 163H120V157L117 155ZM122 167L128 166V165H121ZM139 166V165H137ZM63 171L62 169L58 170V172ZM145 172H151V167H145L144 168ZM51 173L49 176L51 177ZM167 180V177L164 175H159L157 177V183L159 186L167 193L168 189L164 188V182ZM205 184H207V180L204 181ZM147 186V185H146ZM149 191V196L152 195L151 189H148ZM125 195H127V192H125ZM202 196L204 193L201 194ZM47 203V201L45 202ZM141 206L143 205V201H140ZM171 204L170 198H165L162 204L163 208H168ZM213 207L212 203L205 202L203 204V211L204 214L207 216L208 220H211L213 217L211 215H208V210ZM201 208V204L199 200L195 201V210L196 212H199ZM81 212H84V209L82 208L80 210ZM192 209L190 207L189 209V215H192ZM96 220H99L101 223L103 221L100 219L99 215L95 216ZM131 220L134 222L136 220V216L133 215L131 217ZM166 221L168 225H171V220L168 219V213L167 212H161L160 213V219L157 221L155 217L152 220V225L155 228V234L148 233L147 234V239L146 243L147 245L154 246L158 243L157 240V235L162 233V230L165 229L166 227ZM246 223V222H245ZM198 227L199 228H205L206 225L200 223L197 221ZM136 225L135 223H132V228L135 229ZM87 230V227L85 226V231ZM139 235L141 238H144L146 233L142 230L139 232ZM101 236H104V233H101ZM193 236L198 237L199 233L196 231H193ZM170 239V237H168ZM215 237L212 238L213 243H215ZM248 240L251 241V244L254 246L256 249L255 252V264H264V246L257 241L253 236L251 235V232L249 230V235H248ZM3 243V233L0 232V244ZM60 243L64 245V242L61 240ZM79 243V241H77ZM166 243V240H165ZM193 243H196L197 246H199V240L194 239ZM88 244L91 245L92 248L98 249L100 253L102 254H107L109 249L105 244L100 243L95 240V238H90L88 240ZM136 247L135 239L132 238V242L127 245V247H120L119 248V256L123 258L125 256V252L128 250V248H134ZM64 248L67 249V245H64ZM158 255L157 251H151V257L153 260L156 259ZM197 256H200V253H196ZM216 253L212 252L211 256L209 259H211L212 256H215ZM200 260L204 261V257L200 256ZM67 262L68 264H73V258L71 256L67 257ZM75 264H80V261L77 260ZM103 264V262H101ZM116 264H130V262L126 259H121L116 262ZM172 264H177L176 261H173ZM199 264V262H198ZM204 264H207V261H204ZM215 264V262H214ZM219 264H223V261L219 262Z\"/></svg>",
  "mask_w": 264,
  "mask_h": 264
},
{
  "label": "water",
  "instance_id": "4",
  "mask_svg": "<svg viewBox=\"0 0 264 264\" xmlns=\"http://www.w3.org/2000/svg\"><path fill=\"white\" fill-rule=\"evenodd\" d=\"M111 0H0V70L27 58L43 42L53 43L78 23L104 17ZM117 258L103 264H116Z\"/></svg>",
  "mask_w": 264,
  "mask_h": 264
}]
</instances>
